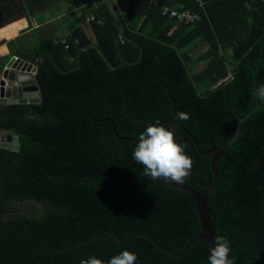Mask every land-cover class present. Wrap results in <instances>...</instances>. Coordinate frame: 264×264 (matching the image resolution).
Segmentation results:
<instances>
[{
	"label": "trees",
	"instance_id": "1",
	"mask_svg": "<svg viewBox=\"0 0 264 264\" xmlns=\"http://www.w3.org/2000/svg\"><path fill=\"white\" fill-rule=\"evenodd\" d=\"M60 1L0 0V31L22 12L35 16ZM151 1L88 5L67 22L69 49L55 33L43 36L48 23L36 19V28L29 22L2 42L9 49H0V67L15 57L39 67L43 100L0 98V141L15 134L20 142L19 152L0 148V264H81L90 256L107 264L123 250L136 254L135 264H209L205 241L175 258L146 236H109L149 233L179 253L201 225L193 198L161 182L129 200L155 180L133 159L138 142L118 137L107 117L137 140L157 120L172 130L193 160L184 182L203 194L213 183L212 154L202 156L189 133L203 151L223 147L257 104L218 164L207 209L233 264H264V103L253 95L264 84V2L155 0L197 17L184 25ZM89 14L104 19L90 24L94 39L83 27ZM28 30L31 41L21 38ZM180 112L190 116L181 120L186 130ZM25 204L29 214L9 215Z\"/></svg>",
	"mask_w": 264,
	"mask_h": 264
},
{
	"label": "water",
	"instance_id": "2",
	"mask_svg": "<svg viewBox=\"0 0 264 264\" xmlns=\"http://www.w3.org/2000/svg\"><path fill=\"white\" fill-rule=\"evenodd\" d=\"M38 74H39V67H36L30 64L29 62H26L18 58L11 59L8 66L5 67L2 76L0 78V98L5 100L7 104L41 103L43 100L42 97L43 92L38 80ZM259 108H261V104H257L246 116L240 118L238 122L236 135L223 147H211L208 150L203 151L196 137L193 134L189 133V135L194 139L196 143L198 152L202 156H208L212 154L211 173L213 177V183L211 188L207 190L205 193L200 194L196 189H194L192 186H190L185 182L177 183L174 181L165 180L163 178H157L154 182L145 184L140 189L139 193H137L136 197L129 198L131 202L137 201L138 199H140L141 194L145 188L153 186L156 183H160V182L169 187L183 190L193 198L194 203L196 205V209L201 225V230L193 237V239L185 246V248L181 252L177 253L171 249H168L163 244H161L156 239V237H154L149 233L126 234L124 237H122V239H119V237L115 234H111L109 236H115V239L118 242H123L126 239V237L132 235L146 236L148 237V239L153 241L161 250L165 251L166 253H168L169 255L175 258L183 257L194 244L200 241H205L208 244L209 249L211 250V248L215 246V239L218 236V233L216 230V226L214 225V222L212 221V218L208 213L207 204L209 199L215 194V192L219 187L220 175L218 171V164L221 158L224 157L226 151L240 137L242 123L254 111H256ZM173 110L174 112H176V101ZM107 119L111 122L113 126V131L118 137L127 140H134L138 142V140L134 137H128V136L125 137L119 135L111 118L107 117ZM181 124L183 128L186 130L182 121ZM0 148L10 152H19L20 150L19 136L15 134H8L5 139L0 141ZM114 188L115 185L113 186V189Z\"/></svg>",
	"mask_w": 264,
	"mask_h": 264
},
{
	"label": "clouds",
	"instance_id": "3",
	"mask_svg": "<svg viewBox=\"0 0 264 264\" xmlns=\"http://www.w3.org/2000/svg\"><path fill=\"white\" fill-rule=\"evenodd\" d=\"M59 38L62 43V39L66 36ZM2 73L0 72V78ZM253 95L259 102L264 103V84L258 85ZM178 118L188 120L190 116L185 112H180ZM185 147L186 145L176 141L172 130L164 127L157 120L155 124L149 125L139 134L138 143L132 156L137 164L143 166L142 174L144 176L150 177L152 180L163 178L183 183L193 166V160L185 153ZM230 250V241L223 236H217L215 246L210 250L209 264H233V261L229 259ZM136 260L137 256L134 252L123 250L112 256L107 264H135ZM81 264H104V261L90 256L82 260Z\"/></svg>",
	"mask_w": 264,
	"mask_h": 264
},
{
	"label": "rangeland",
	"instance_id": "4",
	"mask_svg": "<svg viewBox=\"0 0 264 264\" xmlns=\"http://www.w3.org/2000/svg\"><path fill=\"white\" fill-rule=\"evenodd\" d=\"M98 0H61L59 4L56 6L50 7L49 9H46L38 14L39 11H35L36 15H25V18H22L16 22H13L9 25H6L1 31H0V49L6 48L7 54L8 55V45H1L4 40H10L11 39H16L17 34L21 32L22 30L28 28V24L30 22L33 24L34 28L38 26V24L35 23L36 21H47L48 24H44L43 26H40L39 29L43 30V36H52L55 33V36L61 34L67 28V22L72 21L73 17H78L79 15L83 14L87 8L89 7L88 5L93 4L96 5ZM91 15V14H89ZM88 15V16H89ZM87 16V17H88ZM55 27H59V31L54 32ZM34 34V30H28L25 33L22 34L21 38L24 40L28 38L29 41L32 40ZM17 36V37H16ZM36 37V36H35ZM16 43V42H13ZM10 51V50H9ZM198 56L201 55L197 54ZM9 58L4 59L3 65L5 67L8 66L11 60L8 61ZM2 65V66H3ZM2 66L0 68H2ZM2 72V69H0ZM7 137V136H6ZM31 206L30 204H25V205H14L13 208L10 211L9 215H16L18 213H21L23 215H27L31 211Z\"/></svg>",
	"mask_w": 264,
	"mask_h": 264
},
{
	"label": "built area",
	"instance_id": "5",
	"mask_svg": "<svg viewBox=\"0 0 264 264\" xmlns=\"http://www.w3.org/2000/svg\"><path fill=\"white\" fill-rule=\"evenodd\" d=\"M199 1V0H198ZM264 2V0H261ZM152 3H156V7L162 8L163 15L170 16V18H176L179 22L183 23L184 25H190L194 23L197 19L195 15L190 12H180L177 9H173L169 6L162 5L160 1L152 0ZM87 24L97 23L98 25L104 24V19L97 17L95 14H91L86 18ZM62 43L66 46V49H69V45L67 44V39L63 38Z\"/></svg>",
	"mask_w": 264,
	"mask_h": 264
},
{
	"label": "crops",
	"instance_id": "6",
	"mask_svg": "<svg viewBox=\"0 0 264 264\" xmlns=\"http://www.w3.org/2000/svg\"><path fill=\"white\" fill-rule=\"evenodd\" d=\"M166 6H168V5H166ZM81 15H79L77 18H79ZM75 20L72 19L73 22L71 23V26L74 24ZM83 27H84L85 31L88 33L89 38L94 39V34L90 28V25L86 23V24H83ZM63 31H65L64 35H63V32H61V34L57 35V37H65V36L69 35V33L66 35V33L68 32V29L63 30Z\"/></svg>",
	"mask_w": 264,
	"mask_h": 264
},
{
	"label": "flooded vegetation",
	"instance_id": "7",
	"mask_svg": "<svg viewBox=\"0 0 264 264\" xmlns=\"http://www.w3.org/2000/svg\"><path fill=\"white\" fill-rule=\"evenodd\" d=\"M122 191H123V194H124L125 197H131V196H128V195L125 193V187H124V186H122Z\"/></svg>",
	"mask_w": 264,
	"mask_h": 264
}]
</instances>
